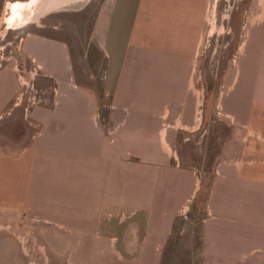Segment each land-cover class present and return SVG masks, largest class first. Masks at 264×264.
<instances>
[{
    "label": "crops",
    "instance_id": "crops-1",
    "mask_svg": "<svg viewBox=\"0 0 264 264\" xmlns=\"http://www.w3.org/2000/svg\"><path fill=\"white\" fill-rule=\"evenodd\" d=\"M208 1L104 0L95 23L106 55L101 95L78 80L67 40L27 32L18 48L42 67L35 84L43 99L26 112L25 101L15 104L24 56H0V251L8 264H29L15 234L33 221L52 238L47 264H168L174 219L199 188V169L181 163L175 144L179 131L198 129L194 70ZM233 83L200 264H264V18L250 29ZM26 119L34 132H22Z\"/></svg>",
    "mask_w": 264,
    "mask_h": 264
},
{
    "label": "rangeland",
    "instance_id": "rangeland-1",
    "mask_svg": "<svg viewBox=\"0 0 264 264\" xmlns=\"http://www.w3.org/2000/svg\"><path fill=\"white\" fill-rule=\"evenodd\" d=\"M18 1L29 0H0V56L5 57V62L13 63L17 56L23 54L25 68L33 66L32 58L27 55L26 50L18 48L21 37L27 32L62 38L70 45L78 80L96 87L101 95L106 55L97 43L95 23L98 9L104 0H77L44 14L35 12L38 9L36 5L29 19L20 24H9L7 18L13 16L10 2ZM263 18L264 0L208 1L194 70L198 129L179 131L175 144L181 163L194 165L199 169V188L178 214L182 217L178 221V231L172 241L168 240L164 252L168 264H200L202 219L208 213L207 198L213 169L221 155L222 145L231 133L232 117L224 111L225 96L234 84L235 75L240 71V57L248 46L250 29ZM18 122L22 132L26 126L33 132L37 129L27 119L22 124V121ZM111 226L116 228L118 224L114 222ZM126 226L127 223L123 222L119 229H127ZM35 228L36 222H29L24 227L25 230L15 236L19 239L20 248L22 247L29 264H47L46 246L50 248L52 238ZM39 250L40 256L37 253L34 256V252ZM4 255L0 251V259L7 263L0 264L11 262ZM160 264H164L163 261Z\"/></svg>",
    "mask_w": 264,
    "mask_h": 264
},
{
    "label": "built area",
    "instance_id": "built-area-1",
    "mask_svg": "<svg viewBox=\"0 0 264 264\" xmlns=\"http://www.w3.org/2000/svg\"><path fill=\"white\" fill-rule=\"evenodd\" d=\"M33 66L27 69L19 64L15 65V69L18 73V80L21 84L20 92L17 96L15 104H21L25 101V111L33 105L39 104L43 99V91L37 88L35 84L36 76L41 70V65L32 59ZM36 62V64H34ZM54 94L58 93L57 86L53 87Z\"/></svg>",
    "mask_w": 264,
    "mask_h": 264
},
{
    "label": "bare ground",
    "instance_id": "bare-ground-1",
    "mask_svg": "<svg viewBox=\"0 0 264 264\" xmlns=\"http://www.w3.org/2000/svg\"><path fill=\"white\" fill-rule=\"evenodd\" d=\"M73 1H77V0H29V1H18L15 3L10 2L11 15L13 16L7 18V22L9 24H18V23L20 24L24 20L29 19L33 14V12L31 11L33 10V8H35L36 5L38 9L35 12L44 14L45 12L53 8L62 6L66 3H70Z\"/></svg>",
    "mask_w": 264,
    "mask_h": 264
},
{
    "label": "trees",
    "instance_id": "trees-1",
    "mask_svg": "<svg viewBox=\"0 0 264 264\" xmlns=\"http://www.w3.org/2000/svg\"><path fill=\"white\" fill-rule=\"evenodd\" d=\"M209 194V193H208ZM205 217V216H204ZM182 219L181 215H177L174 219V225H173V230H172V234H171V237H170V241L173 240V237L175 235V232L178 231V221Z\"/></svg>",
    "mask_w": 264,
    "mask_h": 264
}]
</instances>
